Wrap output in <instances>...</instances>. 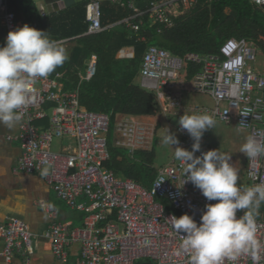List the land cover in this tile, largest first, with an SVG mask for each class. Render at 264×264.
Returning <instances> with one entry per match:
<instances>
[{
	"label": "built area",
	"instance_id": "built-area-1",
	"mask_svg": "<svg viewBox=\"0 0 264 264\" xmlns=\"http://www.w3.org/2000/svg\"><path fill=\"white\" fill-rule=\"evenodd\" d=\"M213 0H207L211 2ZM264 10V0H250ZM198 0H146L144 9L134 3V14L124 19L130 35L140 42L143 20L157 26V33L172 29L190 15ZM46 16V15H44ZM0 20L9 31L21 27L15 13L8 11L0 0ZM88 35L99 34L102 26L101 2L90 1L86 6ZM257 45L249 39H229L216 54L189 53L177 56L170 51L149 45L143 55L140 70L142 89L155 94L157 112L176 120L179 145L192 150L193 140L178 120L183 114H209L217 123L236 124L238 129L264 143V72L256 67ZM192 67H199L192 71ZM97 61L92 58L80 75V83L96 75ZM61 75L37 78L29 85L32 102L23 109L19 134L9 137L20 143L22 155L16 170L28 175L43 174L58 198L70 209L86 214L81 228L71 229L56 222L55 208L41 202L40 207L52 220L42 238L58 264H72L69 250L80 248L76 264H135L149 260L153 264H189V253L179 249L182 236L173 231L171 217L188 214L199 225L207 201L188 179L186 165L173 157L158 170L150 187L122 178L108 168L111 160L109 136L112 114L86 111L81 108L79 88L66 90ZM194 94L212 100L213 106H188L185 96ZM225 107H222V105ZM242 113H247L246 117ZM137 117L118 116L114 123L113 142L130 154L150 151L156 129L140 123ZM212 129L203 133L200 144ZM55 140L71 144L53 151ZM213 147H202L196 156ZM218 151V150H217ZM245 184L264 182V155L247 158ZM83 199L84 202L79 200ZM169 205L173 211L167 209ZM260 206H264L261 204ZM237 215H242L238 212ZM256 237L261 242L255 264H264V211L259 208ZM257 215V216H258ZM4 241L3 256L11 263L17 254L30 260L37 236L24 222L11 219L0 224ZM222 264H254L248 253Z\"/></svg>",
	"mask_w": 264,
	"mask_h": 264
},
{
	"label": "trees",
	"instance_id": "trees-1",
	"mask_svg": "<svg viewBox=\"0 0 264 264\" xmlns=\"http://www.w3.org/2000/svg\"><path fill=\"white\" fill-rule=\"evenodd\" d=\"M8 11L17 15L21 27L28 24L44 31L56 41L67 40L71 44L68 59L56 69L51 77L61 75L60 81L66 90L79 88L81 108L112 114L109 136L111 160L108 168L122 178L132 179L150 187L158 170L154 167L156 147L159 145L157 127L154 146L150 151L130 154L118 148L113 142L114 123L118 116L154 117L157 112L155 94L147 92L135 81L139 78L143 55L149 45L162 47L174 55L189 53L200 55L216 54L220 46L229 39L252 40L264 55V10L250 0H198L190 15L180 20L172 29L157 33V26L144 19L141 36L147 42H140L130 35L124 24L120 36L123 48H132L133 57L124 61L114 58L112 44L115 27L134 14L130 4L144 9L146 0H119L111 6L101 3L103 32L88 35L86 6L91 0H83L58 13L42 16L34 0H4ZM6 30L0 21V46L6 39ZM96 58V75L90 81L80 83L92 58ZM199 67H192V71ZM167 209H173L166 204ZM264 211V206H260ZM260 215L256 216L260 219ZM135 264H153L140 260Z\"/></svg>",
	"mask_w": 264,
	"mask_h": 264
},
{
	"label": "clouds",
	"instance_id": "clouds-1",
	"mask_svg": "<svg viewBox=\"0 0 264 264\" xmlns=\"http://www.w3.org/2000/svg\"><path fill=\"white\" fill-rule=\"evenodd\" d=\"M37 7L39 0H36ZM68 59V53L46 32L24 24L8 32L0 46V125L13 128L21 122L31 102L29 85L37 78H47ZM246 117L247 113H242ZM179 126L194 141L189 151L179 145L168 130L162 143L174 149V157L186 165L189 181L207 201L199 225L188 214L172 216L174 232L182 236L179 249L189 253V264H222L248 253L255 264L261 242L256 237V216L264 204V182L253 186L238 185V172L231 156L217 150L200 151L203 133L215 126L212 115L183 114ZM247 158L264 155V143L249 135L240 148ZM48 168L43 169V174ZM242 212V215H237Z\"/></svg>",
	"mask_w": 264,
	"mask_h": 264
},
{
	"label": "crops",
	"instance_id": "crops-1",
	"mask_svg": "<svg viewBox=\"0 0 264 264\" xmlns=\"http://www.w3.org/2000/svg\"><path fill=\"white\" fill-rule=\"evenodd\" d=\"M40 5L39 12L42 16L49 15L44 4ZM58 42L69 55L70 48L67 43L69 41ZM137 118L150 119L153 117ZM19 131V125L13 128L0 125V224L11 219L20 220L29 226L37 238L34 241L29 261L17 254L11 263H7L3 256L4 241L0 237V264H58L50 246L42 238L52 220L47 212L40 207V203L46 202L52 205L56 210L55 221L60 224H67L71 229L81 228L86 214L72 210L62 202L46 182L44 174L28 175L16 170L22 150L17 140H9L8 138L18 136ZM69 144H71L70 141H58L56 151ZM79 201L84 202L83 199ZM69 254L70 262L76 264L80 259L79 246H72Z\"/></svg>",
	"mask_w": 264,
	"mask_h": 264
},
{
	"label": "rangeland",
	"instance_id": "rangeland-1",
	"mask_svg": "<svg viewBox=\"0 0 264 264\" xmlns=\"http://www.w3.org/2000/svg\"><path fill=\"white\" fill-rule=\"evenodd\" d=\"M83 2V1H81ZM118 2H104L103 5L111 6L113 4H117ZM118 23L116 25H111L108 28L115 27V38L112 44V48L114 50V58L116 60L124 61L129 58L133 57V50L132 48H123L120 45V36L121 33L124 31ZM69 48H71L70 42H67ZM256 67L261 71L264 72V55H259ZM136 85L141 86L140 77L135 81ZM185 103L188 106H207L212 107L213 102L207 97L188 94L185 96ZM222 107H225L223 104ZM140 123L145 124L147 127L153 131V129H158L157 136L159 139V145L156 147V161H155V168L159 169L163 166H166L170 163L171 159L174 157V149L176 145H173L171 148L168 145L162 143V138L166 134L167 130L174 134L177 138L176 132V120H174L170 116H165L158 108V112H156V116L150 119H137ZM249 135L246 132H243L238 129L236 124L232 125H225L223 123H217L212 130L207 134L204 138L202 147H213L221 153H227L231 156L230 163L236 168L238 172V185L241 186L245 184V172L247 167V157L240 152V148L242 144L245 142L246 138ZM58 140H55L53 145V151L57 150Z\"/></svg>",
	"mask_w": 264,
	"mask_h": 264
},
{
	"label": "water",
	"instance_id": "water-1",
	"mask_svg": "<svg viewBox=\"0 0 264 264\" xmlns=\"http://www.w3.org/2000/svg\"><path fill=\"white\" fill-rule=\"evenodd\" d=\"M81 1L83 0H39V6L37 8L40 10V7H41L40 4L43 3L47 12L49 14H52V13H58L67 8H70L74 6L75 4L80 3ZM91 1H99L101 3H104V2L114 3V2H118L119 0H91ZM34 2L36 3V0H34Z\"/></svg>",
	"mask_w": 264,
	"mask_h": 264
}]
</instances>
